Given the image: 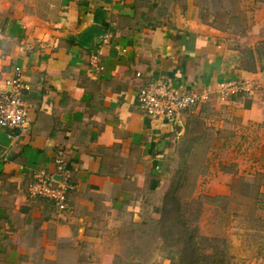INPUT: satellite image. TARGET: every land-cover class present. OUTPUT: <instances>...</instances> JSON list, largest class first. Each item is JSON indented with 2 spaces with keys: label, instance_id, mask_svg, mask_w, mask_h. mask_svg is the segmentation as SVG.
Instances as JSON below:
<instances>
[{
  "label": "crops",
  "instance_id": "0c3cea01",
  "mask_svg": "<svg viewBox=\"0 0 264 264\" xmlns=\"http://www.w3.org/2000/svg\"><path fill=\"white\" fill-rule=\"evenodd\" d=\"M93 25L101 33L81 37ZM14 66L27 114L20 131L0 127V264L61 263L58 243L73 224L98 209L131 208L161 158L187 138L202 144L211 126L227 131L234 171L264 172V86L249 99L211 97L173 120L136 103L154 79L189 91L264 75V9L233 33L200 20L193 0H0V84ZM58 150L71 181L62 219L26 191L35 170L54 171Z\"/></svg>",
  "mask_w": 264,
  "mask_h": 264
},
{
  "label": "rangeland",
  "instance_id": "374dc122",
  "mask_svg": "<svg viewBox=\"0 0 264 264\" xmlns=\"http://www.w3.org/2000/svg\"><path fill=\"white\" fill-rule=\"evenodd\" d=\"M193 4L200 20L233 33L264 9V0ZM201 135L202 144H186L187 138L161 158L154 183L143 181L131 208L98 209L73 224L58 243L59 264H264V172L233 170L225 129L214 133L211 126ZM227 172L232 179L218 176ZM214 184L222 185L218 193Z\"/></svg>",
  "mask_w": 264,
  "mask_h": 264
},
{
  "label": "built area",
  "instance_id": "2783aa9c",
  "mask_svg": "<svg viewBox=\"0 0 264 264\" xmlns=\"http://www.w3.org/2000/svg\"><path fill=\"white\" fill-rule=\"evenodd\" d=\"M88 63L98 71L102 69L95 53L89 55ZM135 75L139 76L140 73L136 72ZM263 86L264 75L261 74V71L254 73L249 78L224 80L215 83L214 86L207 84L189 91L174 89L165 81L154 79L138 88L136 103L138 108L148 116L173 120L179 114L190 112L207 102L211 97L222 101L234 97L249 99ZM23 88L20 80V68L14 66L12 74L0 84L1 128L20 131L24 127L27 106L21 98ZM70 188V175L61 150L56 151L53 172L37 169L26 184V191L30 196L48 200L57 212L65 210L66 194Z\"/></svg>",
  "mask_w": 264,
  "mask_h": 264
},
{
  "label": "trees",
  "instance_id": "16d2710c",
  "mask_svg": "<svg viewBox=\"0 0 264 264\" xmlns=\"http://www.w3.org/2000/svg\"><path fill=\"white\" fill-rule=\"evenodd\" d=\"M93 30H95V33H96V34H100V33H101V30L99 29V27L93 25V26H90V27H88L87 29H85V30L82 32L81 37H83L85 34L90 33V32L93 31ZM78 43L80 44V41H79Z\"/></svg>",
  "mask_w": 264,
  "mask_h": 264
},
{
  "label": "water",
  "instance_id": "95a60500",
  "mask_svg": "<svg viewBox=\"0 0 264 264\" xmlns=\"http://www.w3.org/2000/svg\"><path fill=\"white\" fill-rule=\"evenodd\" d=\"M56 177V176H55Z\"/></svg>",
  "mask_w": 264,
  "mask_h": 264
}]
</instances>
